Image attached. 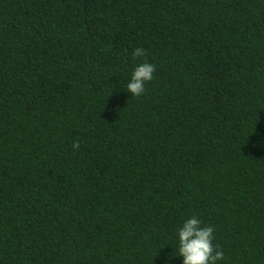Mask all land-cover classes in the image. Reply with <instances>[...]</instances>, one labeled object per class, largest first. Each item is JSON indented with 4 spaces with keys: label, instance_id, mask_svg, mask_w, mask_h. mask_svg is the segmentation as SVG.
I'll return each instance as SVG.
<instances>
[{
    "label": "trees",
    "instance_id": "1",
    "mask_svg": "<svg viewBox=\"0 0 264 264\" xmlns=\"http://www.w3.org/2000/svg\"><path fill=\"white\" fill-rule=\"evenodd\" d=\"M193 214L264 264V0H0V264H165Z\"/></svg>",
    "mask_w": 264,
    "mask_h": 264
},
{
    "label": "clouds",
    "instance_id": "2",
    "mask_svg": "<svg viewBox=\"0 0 264 264\" xmlns=\"http://www.w3.org/2000/svg\"><path fill=\"white\" fill-rule=\"evenodd\" d=\"M132 55L141 57L144 50L137 47ZM155 70V65L146 60L137 63L125 86L126 92L131 96L142 95L145 92V84L153 79ZM174 239L176 253L166 255L165 264L176 257L181 258L180 264H224V252L219 245L214 244L213 226L203 224L197 215L188 216L180 222L175 228Z\"/></svg>",
    "mask_w": 264,
    "mask_h": 264
}]
</instances>
